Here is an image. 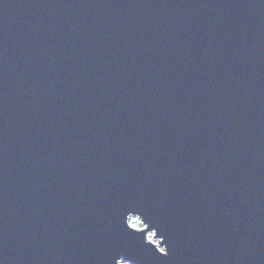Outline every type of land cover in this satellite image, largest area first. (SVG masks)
<instances>
[{
    "label": "water",
    "instance_id": "1",
    "mask_svg": "<svg viewBox=\"0 0 264 264\" xmlns=\"http://www.w3.org/2000/svg\"><path fill=\"white\" fill-rule=\"evenodd\" d=\"M123 261L264 264V0H0V264Z\"/></svg>",
    "mask_w": 264,
    "mask_h": 264
},
{
    "label": "rangeland",
    "instance_id": "2",
    "mask_svg": "<svg viewBox=\"0 0 264 264\" xmlns=\"http://www.w3.org/2000/svg\"><path fill=\"white\" fill-rule=\"evenodd\" d=\"M130 225L133 227V228H136V229H139V228H142L143 227V224L141 222V220H138L134 217L130 218ZM147 239L148 240H151L152 242L158 244V240L156 238H154V233L153 232H150L147 234ZM121 264H131V263H127L125 261L121 262Z\"/></svg>",
    "mask_w": 264,
    "mask_h": 264
}]
</instances>
